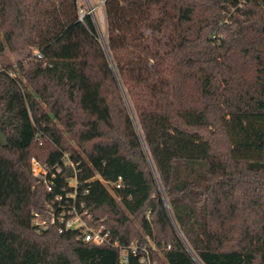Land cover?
I'll return each mask as SVG.
<instances>
[{"label":"trees","instance_id":"trees-1","mask_svg":"<svg viewBox=\"0 0 264 264\" xmlns=\"http://www.w3.org/2000/svg\"><path fill=\"white\" fill-rule=\"evenodd\" d=\"M102 2L107 48L78 0H0V264H124L33 225L71 180L155 264H264V0Z\"/></svg>","mask_w":264,"mask_h":264},{"label":"built area","instance_id":"built-area-1","mask_svg":"<svg viewBox=\"0 0 264 264\" xmlns=\"http://www.w3.org/2000/svg\"><path fill=\"white\" fill-rule=\"evenodd\" d=\"M36 56L37 58L42 57L39 52L36 53ZM31 166L32 173L38 182L45 184L48 192H53L57 185V174L60 169L56 166L50 168L43 165L35 158L32 159ZM69 186L73 187L74 191L62 190L52 200L46 202L45 208L41 212L34 213L33 225L36 228L41 231L53 228L60 234L73 232L78 241L118 248L121 251L120 261L124 264L129 263L130 256L137 257L140 264H155L147 246L138 241H132L123 247L118 241L111 240L110 233L105 226L93 224L94 215L86 203L78 198L76 180H71ZM116 186L117 188L122 187L119 183Z\"/></svg>","mask_w":264,"mask_h":264},{"label":"rangeland","instance_id":"rangeland-1","mask_svg":"<svg viewBox=\"0 0 264 264\" xmlns=\"http://www.w3.org/2000/svg\"><path fill=\"white\" fill-rule=\"evenodd\" d=\"M78 1L80 6V16H84L86 12L92 13L97 25L98 36L100 38L101 43L104 45V43L107 41L108 32H107V24L105 18L106 11H104V5L102 0H78ZM91 9H94V11L92 12ZM231 14L236 15L234 10H232ZM232 15L224 14V21L221 22L220 25H230L233 21V19L230 18V16ZM220 37L222 39V35ZM35 53L36 51L34 52V54ZM8 59H9L8 61H11L10 63L14 64V67H16V63L20 59V56L13 53H8ZM130 224L135 229H138L140 227L138 218H131Z\"/></svg>","mask_w":264,"mask_h":264},{"label":"water","instance_id":"water-1","mask_svg":"<svg viewBox=\"0 0 264 264\" xmlns=\"http://www.w3.org/2000/svg\"><path fill=\"white\" fill-rule=\"evenodd\" d=\"M91 11L93 12L94 9H91ZM107 47H108V46H107ZM107 47H106V48H107ZM0 138L2 139V143H3V145H4V146L7 145V143H8V141H7V137H6L5 135H3V134L0 133Z\"/></svg>","mask_w":264,"mask_h":264},{"label":"bare ground","instance_id":"bare-ground-1","mask_svg":"<svg viewBox=\"0 0 264 264\" xmlns=\"http://www.w3.org/2000/svg\"><path fill=\"white\" fill-rule=\"evenodd\" d=\"M104 46H105V48L107 47V46H106V42L104 43Z\"/></svg>","mask_w":264,"mask_h":264}]
</instances>
